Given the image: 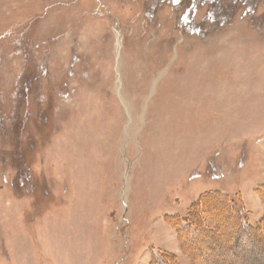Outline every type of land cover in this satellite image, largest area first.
Instances as JSON below:
<instances>
[{"label": "rangeland", "instance_id": "rangeland-1", "mask_svg": "<svg viewBox=\"0 0 264 264\" xmlns=\"http://www.w3.org/2000/svg\"><path fill=\"white\" fill-rule=\"evenodd\" d=\"M235 212L258 235L264 0H0V264H264Z\"/></svg>", "mask_w": 264, "mask_h": 264}, {"label": "trees", "instance_id": "trees-1", "mask_svg": "<svg viewBox=\"0 0 264 264\" xmlns=\"http://www.w3.org/2000/svg\"><path fill=\"white\" fill-rule=\"evenodd\" d=\"M224 196V195H223ZM200 201L201 200H198L197 201V203H194L190 208H189V210L187 211V213L186 214H184V215H181V216H179V215H173L172 216V218H171V220H172V223H173V225H174V228H175V230H176V232H177V235H178V237L180 238V242H181V244H182V246L184 247V244H185V242H187V243H189V244H192L193 245V242H194V240H192L191 242H190V240H188L189 238V236L187 237V238H183V235H182V232H187L186 233V235L188 234H190L191 233V230H193L194 229V231L193 232H195V228L193 227V225L195 224V218H194V216H193V214H194V212H193V209H195V211L198 209H201L202 208V203H200ZM194 205H197L196 207L194 206ZM226 206L229 208V206L230 207H236V203H226ZM199 213H201L202 215H201V217H200V226H201V228H200V232L202 233V235L203 236H205V235H208L209 237H212V238H214V237H218L217 236V234H214V232L215 231H218V230H216L214 227H213V225L212 226H210L209 224V222H208V220L206 221L205 219H206V217H207V215H206V213H205V210H203L202 209V212H199ZM219 214H221V215H223V217L225 218L226 217V215H225V213L224 212H219ZM238 213H232V215H233V217H238V219L240 220V224H241V228L240 229H245L246 231V233L244 232V233H242V234H248V236H249V238L251 239V244L253 243V238H255L254 240H256V238H259L260 239V242L262 243V246H261V251H263L264 250V215L262 216V218H261V223H260V225H261V227L260 226H258V228L257 229H259L260 231L258 232V235H256L255 233H254V231L253 230H251V231H249L250 230V228L251 227H247V225H246V223H245V217L242 215V216H240V215H237ZM219 220V219H218ZM209 223V224H208ZM221 226V225H220ZM239 229V230H240ZM235 230H233V232H234ZM199 231H197L195 234L194 233H192V234H194V237H195V235L196 234H199L198 233ZM235 232H238V235H236L235 236V238H238L240 235H241V233L239 232V231H235ZM216 233V232H215ZM192 234H190V236H192ZM220 234V233H219ZM255 236V237H254ZM257 236V237H256ZM250 239H249V241H250ZM188 240V241H187ZM215 240V239H214ZM199 241V240H198ZM208 242V241H207ZM246 242H247V240H246ZM253 244H255V243H253ZM252 244V245H253ZM253 246H255V245H253ZM257 247V246H256ZM259 247H257V249H258ZM184 249V248H183ZM256 255V254H255ZM264 256V254L262 255V257ZM157 257V256H156ZM187 257H188V260L190 261V263L191 264H197V262H196V260H195V257L193 256V254L192 253H190L189 252V254L187 255ZM264 260V259H263ZM157 263L158 264H182L181 262H180V260H179V258H177V256L175 255V254H173V253H169V252H163V253H161L160 255H159V257L157 258Z\"/></svg>", "mask_w": 264, "mask_h": 264}]
</instances>
